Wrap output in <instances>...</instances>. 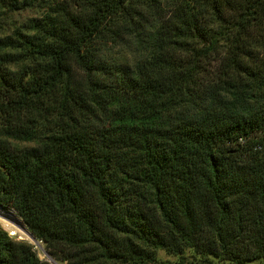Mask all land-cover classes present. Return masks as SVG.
<instances>
[{"label":"trees","instance_id":"trees-1","mask_svg":"<svg viewBox=\"0 0 264 264\" xmlns=\"http://www.w3.org/2000/svg\"><path fill=\"white\" fill-rule=\"evenodd\" d=\"M0 208V264L263 262L264 0H0Z\"/></svg>","mask_w":264,"mask_h":264},{"label":"rangeland","instance_id":"rangeland-1","mask_svg":"<svg viewBox=\"0 0 264 264\" xmlns=\"http://www.w3.org/2000/svg\"><path fill=\"white\" fill-rule=\"evenodd\" d=\"M34 16H36V12L26 10V11L20 12L18 14H15L12 22L13 23H15V22L19 23V22L27 20L28 18L34 17ZM21 228H27V227L24 225L22 220L18 217V215L13 210H3L2 208H0V229L7 232L12 238H14L18 241H24V242H27L28 244H31L34 247V250L37 253V255L39 256V258L45 259L46 255H45L43 249H40L39 247L34 245V243L31 241V239L26 235V233H24V231H22ZM14 230H16V232ZM42 248H43V246H42ZM158 258L161 261L158 264H175L174 258L167 256L163 252H159ZM63 264H66V263H63ZM252 264H264V261L263 262H254Z\"/></svg>","mask_w":264,"mask_h":264},{"label":"water","instance_id":"water-1","mask_svg":"<svg viewBox=\"0 0 264 264\" xmlns=\"http://www.w3.org/2000/svg\"><path fill=\"white\" fill-rule=\"evenodd\" d=\"M22 231H24V233H26V235L31 239V241L34 243V245H36L37 247H39L40 249L42 248V245L39 241H37V239L35 238V236L27 229V228H21ZM45 255L47 256V254L45 253ZM51 262L53 264H57L55 261L51 260Z\"/></svg>","mask_w":264,"mask_h":264},{"label":"bare ground","instance_id":"bare-ground-1","mask_svg":"<svg viewBox=\"0 0 264 264\" xmlns=\"http://www.w3.org/2000/svg\"><path fill=\"white\" fill-rule=\"evenodd\" d=\"M11 219H12V218H11ZM7 220H8V219H7ZM13 221H14V220H13ZM14 231L16 232V230H14ZM15 232H14V233H15ZM22 235H23V234H22ZM20 236H21V235H20ZM23 236H24V235H23Z\"/></svg>","mask_w":264,"mask_h":264}]
</instances>
